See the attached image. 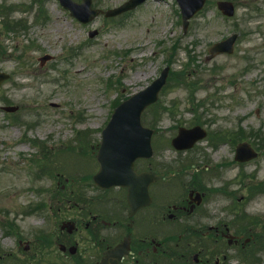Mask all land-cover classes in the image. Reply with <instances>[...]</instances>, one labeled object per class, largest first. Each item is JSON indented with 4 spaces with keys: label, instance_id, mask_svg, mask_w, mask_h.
Segmentation results:
<instances>
[{
    "label": "rangeland",
    "instance_id": "obj_1",
    "mask_svg": "<svg viewBox=\"0 0 264 264\" xmlns=\"http://www.w3.org/2000/svg\"><path fill=\"white\" fill-rule=\"evenodd\" d=\"M93 1L100 7L111 8L125 0ZM217 1L207 0L184 32L174 0L148 1L131 13L109 21L100 15L88 24L79 23L55 0H0L2 5L13 7L7 12L9 18L22 19L27 25L15 34L0 32V46L7 48L5 56L0 55V70L10 74L0 87L1 256L11 253L32 259L36 252L39 255L35 231L49 232L48 240L53 243L60 235L57 224L66 219L64 214L69 212L66 216L72 217L79 214L75 205L78 200L73 196L67 198V203L58 204L60 195L50 178L41 177L34 185L27 182L32 168L27 163L39 154V146H34L31 140L36 139L57 151L71 145L79 158L83 155L89 160L86 168L81 158L77 163L80 167L73 169L75 176L72 177L67 175L73 172L64 170L62 165H57L61 171L52 172L62 173L63 183L64 179L68 180L66 192L82 194L87 199L92 189L88 181L77 175H86L94 168L90 145L100 138L97 130L106 123L113 104L149 84L166 65L173 73L182 71L185 77L199 81L196 96L206 98L203 109L208 111L205 116L208 129H242L261 151L257 159L240 165L232 161L236 144L225 142L228 140L225 135L220 142L212 138L216 145L210 144V137L186 154L163 144L169 141L176 126H189L192 118L187 110V90L169 83L160 96L165 113L158 123L157 139L162 143L155 151L153 165L162 168L166 163L168 167L183 165L184 168L181 176L175 178L178 186L163 182L154 190L155 213L161 214L179 202L189 189L198 188L205 192L199 208L202 215L185 221L189 225L202 223L201 227L207 228L226 222L231 217L227 209L236 203L240 212L248 215L251 226L257 229L264 226V190H255L257 185L264 186L261 146V139L264 141V0H229L235 7L230 18L220 13ZM38 12L46 18L36 21ZM92 29L98 32L89 37ZM232 32L238 33L232 54L222 53L207 60L208 47ZM44 53L51 54L53 59L41 67L38 57ZM109 78L113 83L107 88ZM5 99L19 106L14 113L20 119L16 125L5 121L1 110ZM149 121L152 118L145 112L143 122L148 125ZM77 130H84L80 139L73 138ZM258 130L261 138L255 136ZM21 133L24 139L16 146ZM75 155L62 154L61 158L72 166L77 160ZM190 168L194 171L186 172ZM17 174L22 176L15 177ZM38 188L46 189L39 191ZM42 202H47L51 211L57 206L62 210L53 213L47 208H38L37 204ZM7 219H10L8 230L15 231L14 222L19 226L21 240L30 243L28 250L24 251V244L18 247L17 238L11 233L4 236L5 226L1 223ZM171 223L174 224L170 228L178 233L179 221ZM75 237L81 241L79 256L93 247L86 231L76 233ZM259 257V264H264V250Z\"/></svg>",
    "mask_w": 264,
    "mask_h": 264
},
{
    "label": "water",
    "instance_id": "obj_2",
    "mask_svg": "<svg viewBox=\"0 0 264 264\" xmlns=\"http://www.w3.org/2000/svg\"><path fill=\"white\" fill-rule=\"evenodd\" d=\"M63 1L66 5H71L68 0ZM138 1L140 0L130 1L125 5H122L120 10L128 5L129 7H133ZM199 1L202 0H180L185 17L190 16L199 8ZM86 2H89V0ZM118 10L119 9H116L112 12H116ZM161 80L162 78L160 81ZM158 86L159 84L156 85L155 90H157ZM141 108L142 107L139 109L134 108L131 112L120 109L108 126L106 136L114 135L115 148L120 149L123 152L118 154L116 157V154L114 153L108 154L104 146H102L99 155V160L102 166L98 175L99 183L102 185L104 184L105 186L111 184L126 185L129 187V192L132 198L137 197L143 192L142 187L139 184V180L141 178L132 170V162L139 156L149 154V133L144 132L139 124V114ZM127 139H130V141ZM176 139H179L177 144L187 146L184 144H186L190 138H188L186 134H180ZM240 152L241 154H246L245 148H243ZM152 175L153 178L158 177L155 174ZM146 182H148V180H146Z\"/></svg>",
    "mask_w": 264,
    "mask_h": 264
},
{
    "label": "flooded vegetation",
    "instance_id": "obj_3",
    "mask_svg": "<svg viewBox=\"0 0 264 264\" xmlns=\"http://www.w3.org/2000/svg\"><path fill=\"white\" fill-rule=\"evenodd\" d=\"M114 226H115V224H114ZM111 235H112L113 239H116L119 236V230L116 227H114ZM107 245H109V244H107Z\"/></svg>",
    "mask_w": 264,
    "mask_h": 264
}]
</instances>
